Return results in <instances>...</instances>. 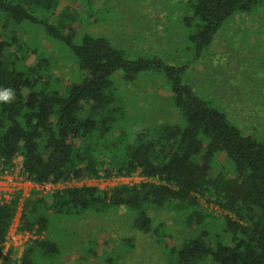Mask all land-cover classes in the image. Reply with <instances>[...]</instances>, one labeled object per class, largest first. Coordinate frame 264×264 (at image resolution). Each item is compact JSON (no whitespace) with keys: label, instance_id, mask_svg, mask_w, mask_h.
I'll return each instance as SVG.
<instances>
[{"label":"trees","instance_id":"1","mask_svg":"<svg viewBox=\"0 0 264 264\" xmlns=\"http://www.w3.org/2000/svg\"><path fill=\"white\" fill-rule=\"evenodd\" d=\"M258 1L185 0L182 22L194 57ZM93 8L98 7L88 5L82 19L63 0H0V91L13 93L8 102L0 101V171L9 172L19 156L25 179L38 185L133 174L142 180L106 191L81 185L31 193L18 229L35 238L19 259L4 252L19 205V191L12 192L0 200V264H36L57 255L56 243L45 235L52 216L121 207L132 214L133 228L156 234L167 264H264V142L243 134L193 90L185 80L186 63L125 58L108 39L79 35L73 22L92 18ZM7 25L21 31L38 26L47 40L70 50L82 77L62 80ZM31 55L32 66L26 62ZM117 71L123 82L139 73L163 76L181 120L129 135L119 127L125 111L113 80ZM161 209L180 214L187 232L179 240L168 243L172 237L162 225L152 228V215Z\"/></svg>","mask_w":264,"mask_h":264},{"label":"rangeland","instance_id":"2","mask_svg":"<svg viewBox=\"0 0 264 264\" xmlns=\"http://www.w3.org/2000/svg\"><path fill=\"white\" fill-rule=\"evenodd\" d=\"M63 1L82 19L87 15L88 5L98 7L92 9V18L87 16L84 21L73 22L79 35L102 36L121 49L125 58L157 57L168 64L186 63L185 80L193 90L224 112L243 134L264 142V0H259L249 14L242 13L228 21L197 58L187 39L189 30L182 22L186 14L185 0ZM103 2L105 4L100 7ZM20 29L19 26L6 27L10 33L20 34L23 42L45 56L52 73L62 80L82 77L67 47L47 40L36 25ZM26 62L32 66L36 60L31 55ZM114 74L119 102L125 111L119 127L129 135L160 123L181 120L163 76L154 72L139 73L133 81L121 80L122 83V73ZM6 176L11 181H5ZM116 177H84L69 183L34 186L21 172V157L17 156L9 172L0 171V180L8 183L0 191V200H8L14 191L20 193L4 252L10 250L11 256L19 259L26 245L35 238L18 229L21 206L31 193L42 196L55 189L81 185L106 191L118 185L138 183L142 178L137 174L122 179ZM152 216V228L162 225L171 235L168 243L179 240L187 232L178 213L161 209ZM131 217L132 214L122 207L71 218L52 216L45 235L56 243L59 252L36 264H167L156 234L133 228Z\"/></svg>","mask_w":264,"mask_h":264},{"label":"clouds","instance_id":"3","mask_svg":"<svg viewBox=\"0 0 264 264\" xmlns=\"http://www.w3.org/2000/svg\"><path fill=\"white\" fill-rule=\"evenodd\" d=\"M13 96L11 89H5L0 91V101L8 102Z\"/></svg>","mask_w":264,"mask_h":264},{"label":"crops","instance_id":"4","mask_svg":"<svg viewBox=\"0 0 264 264\" xmlns=\"http://www.w3.org/2000/svg\"><path fill=\"white\" fill-rule=\"evenodd\" d=\"M2 177H5V176H2ZM6 177L9 178L8 176H6ZM6 184H8V183H5V181L0 180V191H3V188L6 186ZM32 185H34V184H32Z\"/></svg>","mask_w":264,"mask_h":264},{"label":"built area","instance_id":"5","mask_svg":"<svg viewBox=\"0 0 264 264\" xmlns=\"http://www.w3.org/2000/svg\"><path fill=\"white\" fill-rule=\"evenodd\" d=\"M131 176H133V175H130V176H127V177H131ZM2 178H4V177H2ZM116 178H117V179H118V178H119V179H120V178L122 179L123 177L119 176V177H116ZM4 180H5V181H11V178H5ZM141 180H142V178H141ZM72 182H74V181H72ZM66 183H69V182H66ZM5 201H6V200H5Z\"/></svg>","mask_w":264,"mask_h":264}]
</instances>
